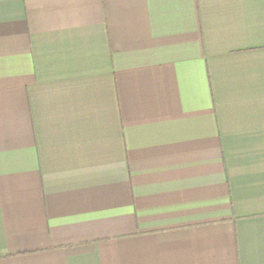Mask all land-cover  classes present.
Returning a JSON list of instances; mask_svg holds the SVG:
<instances>
[{
    "label": "crops",
    "instance_id": "obj_1",
    "mask_svg": "<svg viewBox=\"0 0 264 264\" xmlns=\"http://www.w3.org/2000/svg\"><path fill=\"white\" fill-rule=\"evenodd\" d=\"M0 264H264V0H0Z\"/></svg>",
    "mask_w": 264,
    "mask_h": 264
}]
</instances>
